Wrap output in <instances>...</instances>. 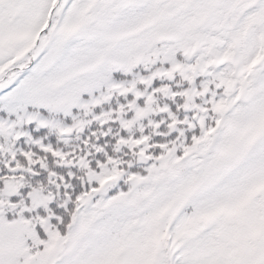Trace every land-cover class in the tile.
<instances>
[{
  "label": "snow or ice",
  "instance_id": "6c2138e0",
  "mask_svg": "<svg viewBox=\"0 0 264 264\" xmlns=\"http://www.w3.org/2000/svg\"><path fill=\"white\" fill-rule=\"evenodd\" d=\"M0 264H264V0H0Z\"/></svg>",
  "mask_w": 264,
  "mask_h": 264
}]
</instances>
